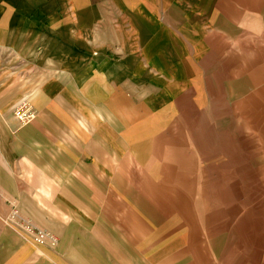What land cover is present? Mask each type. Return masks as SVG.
Instances as JSON below:
<instances>
[{
    "label": "rangeland",
    "instance_id": "374dc122",
    "mask_svg": "<svg viewBox=\"0 0 264 264\" xmlns=\"http://www.w3.org/2000/svg\"><path fill=\"white\" fill-rule=\"evenodd\" d=\"M170 5L79 0L65 3L61 24L97 30L95 58L104 63L96 65V101L103 102L100 81L111 73L114 125L126 67L130 90L144 81L145 131L129 137V154L133 177L144 171L133 181L143 183L145 264H264V0L187 4L194 8L171 15L188 18L182 36L166 23ZM154 12L167 34L159 40L150 35ZM87 41H78L86 55L93 53ZM164 105L170 114H157ZM159 117L171 128L166 138Z\"/></svg>",
    "mask_w": 264,
    "mask_h": 264
},
{
    "label": "crops",
    "instance_id": "0c3cea01",
    "mask_svg": "<svg viewBox=\"0 0 264 264\" xmlns=\"http://www.w3.org/2000/svg\"><path fill=\"white\" fill-rule=\"evenodd\" d=\"M77 1L0 0V264H145L144 213L138 204L143 183L133 181L143 180L144 171L133 177L129 154V137L135 132L138 139L145 131L144 81L137 80V90H130L126 64L121 121L114 125L107 101L111 73L104 72V100L100 106L96 101V65L103 61L95 58L97 30L61 25L65 3ZM112 1L169 3L166 23L182 36L188 18L171 15L194 8L187 4L210 0ZM37 19L41 26L31 23ZM150 22L156 27L150 33L154 39L167 35L155 12ZM198 32L201 36V28ZM81 36H88L93 53H81ZM158 75L167 81L165 73L159 70ZM130 97L136 99L131 110ZM24 102L36 113L25 125L14 114ZM167 113L170 108L164 105L157 114ZM160 123L159 117L166 138L171 128ZM114 129L121 132L114 134ZM118 134L120 142L114 139ZM136 145L139 164L144 140ZM14 206L23 218L57 237L58 245L36 246L4 224ZM168 264L176 262L169 259Z\"/></svg>",
    "mask_w": 264,
    "mask_h": 264
},
{
    "label": "built area",
    "instance_id": "2783aa9c",
    "mask_svg": "<svg viewBox=\"0 0 264 264\" xmlns=\"http://www.w3.org/2000/svg\"><path fill=\"white\" fill-rule=\"evenodd\" d=\"M15 116L21 124L25 125L35 119L36 113L29 103L24 102L15 108ZM4 223L15 233L25 237L36 246L54 248L58 245L57 237L41 230L33 222L23 218L15 206L10 216L4 220Z\"/></svg>",
    "mask_w": 264,
    "mask_h": 264
}]
</instances>
